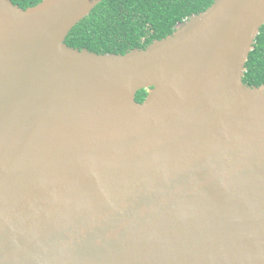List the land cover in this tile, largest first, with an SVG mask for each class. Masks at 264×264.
<instances>
[{
	"label": "water",
	"instance_id": "1",
	"mask_svg": "<svg viewBox=\"0 0 264 264\" xmlns=\"http://www.w3.org/2000/svg\"><path fill=\"white\" fill-rule=\"evenodd\" d=\"M101 1L0 0V264H264V0L68 45Z\"/></svg>",
	"mask_w": 264,
	"mask_h": 264
},
{
	"label": "trees",
	"instance_id": "2",
	"mask_svg": "<svg viewBox=\"0 0 264 264\" xmlns=\"http://www.w3.org/2000/svg\"><path fill=\"white\" fill-rule=\"evenodd\" d=\"M26 9L42 0H12ZM214 0H102L78 22L66 42L97 53H125L145 48L175 30L178 22L207 9ZM249 85L264 84V25L250 52L243 78ZM147 90L137 92L143 101Z\"/></svg>",
	"mask_w": 264,
	"mask_h": 264
}]
</instances>
